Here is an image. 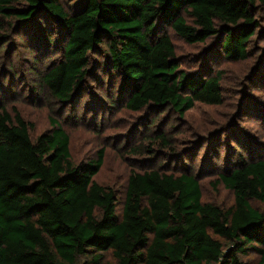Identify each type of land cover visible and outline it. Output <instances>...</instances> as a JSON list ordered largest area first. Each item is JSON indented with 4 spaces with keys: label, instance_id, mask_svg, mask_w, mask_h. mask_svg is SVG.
Returning <instances> with one entry per match:
<instances>
[{
    "label": "trees",
    "instance_id": "1",
    "mask_svg": "<svg viewBox=\"0 0 264 264\" xmlns=\"http://www.w3.org/2000/svg\"><path fill=\"white\" fill-rule=\"evenodd\" d=\"M255 1L264 5L82 0L67 9L61 0H0V43L15 37L31 49L37 40L46 53L56 31L60 56L40 86L62 103L78 99L91 54L104 45V71L119 80L128 108L166 106L182 115L195 102H221L220 75L181 69L168 29L189 44L216 37L224 59L244 60ZM51 123L32 139L20 113L0 112V264H246L248 253L264 264V212L251 203L264 204V157L219 173L234 196L229 207L203 202L191 170L146 169L130 173L119 211L115 190L93 179L103 150L74 163L68 134Z\"/></svg>",
    "mask_w": 264,
    "mask_h": 264
},
{
    "label": "rangeland",
    "instance_id": "2",
    "mask_svg": "<svg viewBox=\"0 0 264 264\" xmlns=\"http://www.w3.org/2000/svg\"><path fill=\"white\" fill-rule=\"evenodd\" d=\"M61 1L67 9L82 2ZM252 14L257 27L249 38L247 57L239 61L224 59L216 37L189 44L168 29L181 69L200 73L208 67L218 72L219 104L195 102L182 115L166 106L128 108L119 80L104 71V45L91 54L78 99L59 102L40 86L45 68L60 56L55 31L46 53L38 49L37 40L31 49L15 37L0 43V112L5 108L11 116L20 113L31 124L32 139L55 121L69 136L74 163L93 159L103 150L93 179L115 190L119 211L130 173L146 169L191 170L200 178L203 202L229 207L234 196L217 181L219 173L241 159L264 157V5L255 1ZM46 26L52 31L48 21ZM251 203L264 212L263 203ZM259 259L255 253L242 256L246 264H259ZM111 260L106 253L105 261Z\"/></svg>",
    "mask_w": 264,
    "mask_h": 264
}]
</instances>
